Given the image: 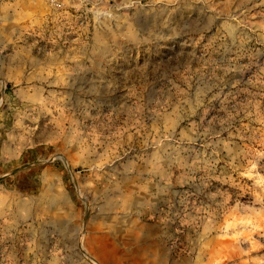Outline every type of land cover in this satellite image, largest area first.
Returning <instances> with one entry per match:
<instances>
[{
  "label": "rangeland",
  "instance_id": "1",
  "mask_svg": "<svg viewBox=\"0 0 264 264\" xmlns=\"http://www.w3.org/2000/svg\"><path fill=\"white\" fill-rule=\"evenodd\" d=\"M20 4L0 264H264V0Z\"/></svg>",
  "mask_w": 264,
  "mask_h": 264
},
{
  "label": "crops",
  "instance_id": "2",
  "mask_svg": "<svg viewBox=\"0 0 264 264\" xmlns=\"http://www.w3.org/2000/svg\"><path fill=\"white\" fill-rule=\"evenodd\" d=\"M20 1H23V0H9V1H6V2H1L0 1V15H1V18L5 19V20H8L9 18L13 19L15 16H17L19 14V12H20L19 11V9L21 7ZM9 27H10V25L6 26L7 30L10 29ZM3 37L4 36L2 35V37L0 38L1 39L0 41H3V39H2ZM4 39H5V37H4ZM39 54H41V53H39ZM43 180H44V185L45 186L49 185L50 187H52L51 194H48V197L52 200L51 203L47 204V205H49L48 209L49 210L52 209L51 211H56V205H55V203H53L55 201H53V200H54L56 195L57 196H61L62 193H63L59 189V178L57 177V175L55 176L54 173L50 174V173H46L45 172L43 174ZM39 198H43V194H41ZM121 203H124V202H121ZM140 229H142V231H143V242H144V244L151 243L150 236H149V234H147L146 231L143 230V226L140 227ZM138 233H140V232H138ZM134 234H136V233H134ZM137 242L138 241H135L136 244H137Z\"/></svg>",
  "mask_w": 264,
  "mask_h": 264
},
{
  "label": "bare ground",
  "instance_id": "3",
  "mask_svg": "<svg viewBox=\"0 0 264 264\" xmlns=\"http://www.w3.org/2000/svg\"><path fill=\"white\" fill-rule=\"evenodd\" d=\"M1 94V93H0ZM48 207V206H47Z\"/></svg>",
  "mask_w": 264,
  "mask_h": 264
},
{
  "label": "built area",
  "instance_id": "4",
  "mask_svg": "<svg viewBox=\"0 0 264 264\" xmlns=\"http://www.w3.org/2000/svg\"><path fill=\"white\" fill-rule=\"evenodd\" d=\"M0 1H2V0H0Z\"/></svg>",
  "mask_w": 264,
  "mask_h": 264
}]
</instances>
